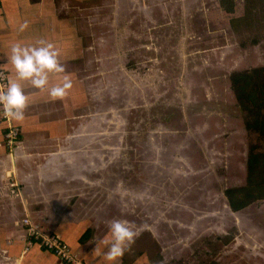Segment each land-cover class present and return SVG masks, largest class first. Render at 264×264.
Listing matches in <instances>:
<instances>
[{
    "label": "rangeland",
    "instance_id": "374dc122",
    "mask_svg": "<svg viewBox=\"0 0 264 264\" xmlns=\"http://www.w3.org/2000/svg\"><path fill=\"white\" fill-rule=\"evenodd\" d=\"M107 1L86 24L91 100L79 123L106 130L108 221L139 232L126 255L264 264V199L233 211L223 193L245 183L249 147L264 152L229 80L264 66V0Z\"/></svg>",
    "mask_w": 264,
    "mask_h": 264
},
{
    "label": "crops",
    "instance_id": "0c3cea01",
    "mask_svg": "<svg viewBox=\"0 0 264 264\" xmlns=\"http://www.w3.org/2000/svg\"><path fill=\"white\" fill-rule=\"evenodd\" d=\"M106 1L0 0V66L8 82L19 83L27 97L24 119L12 120L20 132L13 151L5 146L7 123L0 108V264H66L29 240L25 218L43 233L61 238L85 264H109L104 260L106 247L94 252L108 233L114 209L104 186L109 178L107 158L101 155L108 149L103 137L106 130L79 123L91 100L83 73L91 64L84 59L91 50L85 40L91 37L87 21L92 19L94 6ZM80 19L85 26L78 25ZM24 23L27 27L20 30ZM41 41L54 45L64 71L49 73L48 84L38 89L29 80H19L6 58L13 44L40 46ZM65 76L72 88L63 98H51L49 89ZM115 193L120 191L111 194ZM111 264L149 263L139 254L124 253Z\"/></svg>",
    "mask_w": 264,
    "mask_h": 264
},
{
    "label": "clouds",
    "instance_id": "9594fccd",
    "mask_svg": "<svg viewBox=\"0 0 264 264\" xmlns=\"http://www.w3.org/2000/svg\"><path fill=\"white\" fill-rule=\"evenodd\" d=\"M27 27V23L20 26V30ZM40 46H21L13 44L10 49V62L19 80H29L33 87L43 89L48 84L49 73H61L63 66L58 63V52L52 43L38 42ZM72 81L65 76L60 84L49 89V96L53 99L63 98ZM27 97L21 85L15 81H9L7 88L0 92V107L3 116L9 120L20 122L24 119V108ZM139 234L134 231L126 220H113L108 225V233L99 240L94 252H99L101 246L106 247L104 260L115 262L121 258L127 248L134 242Z\"/></svg>",
    "mask_w": 264,
    "mask_h": 264
},
{
    "label": "trees",
    "instance_id": "16d2710c",
    "mask_svg": "<svg viewBox=\"0 0 264 264\" xmlns=\"http://www.w3.org/2000/svg\"><path fill=\"white\" fill-rule=\"evenodd\" d=\"M225 10L232 12L231 7ZM229 80L245 129L255 133L259 141H264V66L234 71ZM223 193L233 211L264 199V152L255 144L248 149L245 183L226 187Z\"/></svg>",
    "mask_w": 264,
    "mask_h": 264
},
{
    "label": "built area",
    "instance_id": "2783aa9c",
    "mask_svg": "<svg viewBox=\"0 0 264 264\" xmlns=\"http://www.w3.org/2000/svg\"><path fill=\"white\" fill-rule=\"evenodd\" d=\"M8 85V76L6 71L0 66V92L4 91ZM1 108L2 120L7 123L4 132L5 146L9 151H13L16 147L20 132L19 129L13 125L12 120L6 119L3 116V109ZM26 226L27 236L32 243H36L39 247L52 252L62 262L66 264H85L82 260H79L70 250L69 246L57 235L46 234L38 229L30 219L25 218L23 221Z\"/></svg>",
    "mask_w": 264,
    "mask_h": 264
}]
</instances>
